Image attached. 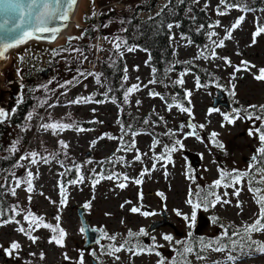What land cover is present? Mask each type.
Listing matches in <instances>:
<instances>
[{"label": "rangeland", "instance_id": "1", "mask_svg": "<svg viewBox=\"0 0 264 264\" xmlns=\"http://www.w3.org/2000/svg\"><path fill=\"white\" fill-rule=\"evenodd\" d=\"M152 1L82 0L76 14L77 24L82 28L72 29V39L53 46L28 43L9 52L7 65L0 72V109L9 115L0 121L5 123L15 106L28 99L33 105L24 123L19 127H8L1 140L4 154L0 158L9 157L15 161L10 172L0 171V211L5 212L2 219L14 218L27 227L23 216L31 212L36 217H43L45 223L54 227L59 225L66 235L64 246L60 247L48 242L54 235L58 238V233L50 229L41 227L33 231L31 234L38 237L33 243L15 230L19 225L0 226L3 248H8L13 241L21 245L13 257L6 256L0 248V264H79L81 254L83 264H91L90 258L97 264H158L160 259H164L165 264H172L174 260L184 264L178 253L189 246L193 249L187 254L190 264H225L229 252L204 250V245L220 239L225 228L229 230L230 239L225 238L222 243L230 245L231 240H241L233 235V231L257 219L259 206L256 194L249 191V181H260L262 173L259 169H264V164L259 167L257 161L251 175H245L243 182L236 185L240 189L238 197L233 195V187H224L223 184L216 187L214 182L221 178V171L248 172L252 162L246 161L252 160L260 147L256 129L264 131V120H257L255 116L264 115L260 111L264 106V81H258L254 76L264 68V33L255 37V43L253 34L264 26V10L241 11L227 8L220 0H197L196 7L205 11L214 22L207 32L205 46L198 49L181 38L175 27L170 28L172 63L186 70L163 73L164 80L159 81L160 77L156 78L148 66L147 53L136 48L129 51L123 37L131 17L142 22L151 20L160 15L171 0H159L151 5ZM218 9L227 14L219 15ZM240 16H244V20L232 30V38L225 40V47H215L214 42L223 39ZM92 22L96 36L83 50L78 40L82 30ZM225 57L231 65L225 63ZM58 59L62 63L60 69L52 70L47 79L35 75V66H39L37 70L51 69L53 66H49ZM117 59L124 64L117 90L121 93V100L111 97V85L102 74V68L112 66ZM241 61H248L255 67L250 71L236 72L235 66H240ZM187 69L198 73H186ZM201 75L211 77L212 82L201 87ZM179 79L183 84L175 83ZM133 85H138V90L128 93ZM174 90L180 91L181 98ZM217 90L224 94L230 114L223 108L210 112ZM153 92L160 93V96H153ZM78 98L90 99L87 103H70ZM169 104L173 105L171 110ZM176 104L190 107L191 116L180 112ZM237 112L239 118L234 124L224 119V115L235 116ZM247 114L253 118L246 119ZM131 117L145 126L137 127L134 133L126 131L133 126ZM51 122L71 127L56 132L41 127L43 123ZM189 124L204 127L195 129L196 136H187L192 131ZM145 129L146 132H142ZM250 130L252 135H249ZM213 132L218 133L216 139L223 148L211 143ZM177 140L183 143V148L176 144ZM60 141L67 147H63ZM155 141L159 143L153 147ZM133 142L135 147L129 151L127 146ZM166 146H175L177 150L171 152L170 161H157L158 156L167 155ZM32 152L38 153L36 164L22 159ZM137 152L142 157L140 161L134 159ZM185 152L200 157L198 172L190 168ZM154 163L155 170H152ZM145 168L149 172L143 175V182L135 184L133 181L141 178ZM29 171L31 178L28 177ZM71 174L74 183L63 188V180ZM109 175H113V179H107ZM117 175H127L129 179L124 181ZM28 179H31L32 192L27 191ZM97 180L99 182L94 183ZM120 183L127 186L121 189L118 187ZM253 186L261 188L260 195H264V184L255 183ZM197 191L208 200L219 195L231 201L198 211L197 219L202 217L208 221V225L200 229L196 227L197 219L190 227L183 215H177V212L190 214L187 200L190 192ZM238 202L240 207L236 206ZM86 204L90 207L86 208ZM133 207L140 208V212L132 213ZM14 208L21 215H15ZM78 208L85 210V220L102 234L100 243L86 251L82 250L84 237L76 212ZM146 211L153 214L143 216ZM164 221L166 226L148 233L152 223ZM141 229L148 235L129 237V231L139 233ZM164 235H171L172 241H165ZM251 241L264 244V231L252 233L250 240H241L242 248L237 247L230 253L235 257L234 264H264V252L256 250L254 245L249 247ZM120 245L134 251L157 247L151 254L144 251L134 255L127 250L108 254L112 247ZM155 252L161 255L157 256ZM65 254L69 259H65ZM197 255L206 259H197Z\"/></svg>", "mask_w": 264, "mask_h": 264}, {"label": "snow or ice", "instance_id": "2", "mask_svg": "<svg viewBox=\"0 0 264 264\" xmlns=\"http://www.w3.org/2000/svg\"><path fill=\"white\" fill-rule=\"evenodd\" d=\"M221 3L226 4L228 7H237V5L228 4L227 0H220ZM77 4V0H0V16L3 17V23L0 24V27H6V35L11 37L12 42L10 43H3L0 44V59L5 58V53L13 47L18 46L21 43H26L28 40L31 39H41L42 33H51L52 39H55L56 34L59 33L60 28L59 27H49L48 25L54 21H62L67 22L70 19V13L73 11L74 6ZM219 15H225L226 12L217 10ZM244 20V16H240L236 24L232 26V29H229L226 31L225 36L223 39L219 40L218 42H214L215 47L217 48H223L225 47V40H230L232 38V30L239 27V24ZM66 26V25H65ZM217 26H219V22H217ZM261 33H264V26H261L257 29V31L253 34V43H255V37L259 36ZM212 35H216V33H212ZM71 39V38H70ZM116 47L119 48V44H116ZM129 51H132L133 49L129 48ZM215 57V53H213V58ZM22 59V58H21ZM225 60V63L228 65H231V61L225 57L223 58ZM255 65H251L248 61H241L240 66H235V71L240 72L241 70L244 71H250L251 68H254ZM254 78L258 81H264V68H260L258 70V74L254 76ZM176 84H183V80L179 79L175 82ZM134 90H138V85H133L132 88L128 89V93H131ZM153 96H160V93H151ZM187 96H191V93L188 92ZM161 99H164L163 96L160 97ZM90 98H78L77 100L71 101L70 103L79 104L81 102L87 103L89 102ZM127 99V96L125 97ZM191 102L189 101V104ZM55 105H49V107H54ZM173 107L172 104L168 105V109L171 110ZM175 107L179 109L182 113H188L189 116H191V108L190 107H184L182 104H176ZM254 108L255 106H250ZM211 111H218V110H210ZM261 113H264V106L260 109ZM9 113L5 112L4 110L0 109V120L5 119ZM239 118V113L237 112L235 116H229L224 115V119L229 124H234L235 120ZM246 119H252L253 116L251 114H247L245 116ZM29 119H31V115L29 116ZM162 119V118H161ZM255 119L257 120H264V115H256ZM41 127L45 130H50L52 132H56L58 130H65L71 127L69 124H63L60 122H51V123H43ZM184 127L183 125L181 126ZM189 128L192 129L191 132L187 133V136H196L197 133L195 129L197 127L203 128L204 125H195V124H189ZM80 131H83V129H78ZM256 132L259 133L258 139L260 142V147H258L256 153L252 157V165L250 166V170L245 173H241L238 170H234V173H225L221 171V178L217 179L214 182V185L216 187H219L223 184L224 187H233L235 191L233 192L234 196L240 195V189L236 188L237 184H241L243 182V178L245 175H251V171L255 170V166L257 164V161H259L260 164H264V131L261 129H256ZM252 131H249V135H252ZM218 136V133L213 132L211 133V143L219 148H223V145L219 143V141L216 139ZM112 138V137H110ZM199 139V137L197 136ZM63 147H67L66 144H64L63 141L59 142ZM159 141H155L153 147H155V144H158ZM176 144L179 145L180 148H183V143L179 140L176 141ZM128 150L131 151L135 144L134 142L129 144ZM177 148L175 146L169 148L165 147V153L167 155H160L156 159L159 160H171V152L176 151ZM38 153L32 152L29 156L22 157V159H28L32 164L38 163L37 160ZM44 162H48L47 158H43ZM136 161H140L142 159L139 152H137V155L134 158ZM123 162V160H121ZM155 163L153 164L152 170H155ZM259 171L262 173L260 181H249V191L256 194V202L259 206V215L257 219H255L252 224L250 225H242L240 229L234 230L233 235L238 236L241 238V240H250L251 234L254 232H261L264 231V195H260L262 189L254 187L253 185L255 183L264 184V169H259ZM149 170L145 168L141 173L140 179H135L133 182L137 185L141 184L143 182L142 177L144 174H147ZM28 177H32V173L28 172ZM117 178H122L124 181H127L129 177L127 175H124L123 177H120L117 175ZM227 178V179H226ZM83 178L81 177V180ZM107 179H113V175H109ZM99 181H94V183H98ZM28 187L27 191L32 192L33 187L31 183V179H28L26 181ZM74 183V182H73ZM19 184V182H18ZM127 185L126 183H120L118 184V187L123 189ZM12 194L15 195V189L12 190ZM63 194V189H62ZM159 195L163 196L162 193ZM227 196V193L224 194ZM142 198V193H141ZM31 200V197H29V201ZM217 203H231L229 200L222 199L221 196L216 195L214 200H208L205 196L200 195V191H197L195 193L190 192L189 199L187 200V204L190 206V214H181L177 212V215H183V219L189 223V226L195 224L197 219V212L201 209L207 210L209 205L212 207H215ZM237 207H240L239 202L236 205ZM85 207H90V205L86 204ZM123 207V205H122ZM13 212L15 215H21L19 211L16 210V208L13 209ZM132 213H138L140 212V208L133 207L131 208ZM153 213L149 212H143V216H149ZM5 216V212L0 211V226H5L8 223H15L19 225L15 230L24 234L28 237L29 240H31L33 243H35L38 239V237L32 235L31 233L33 231H36L39 228H46L50 229L53 233H58L57 236H52L49 239V243H55L56 245L63 247L64 246V237L66 233L62 228L57 226H53L51 224L45 223L43 221V217H36L31 212H28L26 215L23 216L24 221L27 222V227L20 224L19 220H15L14 218L9 219H2V217ZM57 220H59V216L56 217ZM81 232L85 231L84 228L80 229ZM228 229L225 228L224 232L222 234V237L220 239H217L215 241H210L207 244L204 245V250H211L214 252H229V255L227 256V260L225 264H228V262H231V264H234L235 257H233L230 253L232 251H235L237 247H241V240H231L230 245L222 243L223 239L228 238ZM129 237H136L138 235H148V233L141 229L139 233H133L129 231L128 233ZM110 239H115V237H110ZM163 239L165 241H172L171 235H164ZM153 240L155 238L153 237ZM128 242L126 241L125 244ZM256 246V250L264 252V244H260L258 241H251L249 247ZM21 245L19 242L13 241L9 245L8 248H3L2 245H0V248H3V252L8 257H13L14 254H18V250L20 249ZM155 247L144 249L140 248L139 250L134 251L132 248H125V245L120 246H114L111 248V250L108 252L109 255H114L115 253H118L122 250H127L129 252H133L134 255L142 254L144 251H147L149 254L155 251ZM159 247H162L160 245ZM193 249L192 247H185L183 248V251L178 253V255L181 257V260H183L184 264H190V262L187 260V254L192 253ZM157 256H160L161 254L159 252H155ZM32 255H35V253H32ZM92 255H95V253H92ZM83 254H81V259L79 261V264H83ZM41 259L44 258L43 254H41ZM65 259H69L67 255L65 254ZM116 259H119L117 256ZM197 259L204 260L206 259L203 255H197ZM158 264H165L164 259H160L158 261ZM172 264H180L179 261L174 260ZM215 264H220V262H215Z\"/></svg>", "mask_w": 264, "mask_h": 264}, {"label": "trees", "instance_id": "3", "mask_svg": "<svg viewBox=\"0 0 264 264\" xmlns=\"http://www.w3.org/2000/svg\"><path fill=\"white\" fill-rule=\"evenodd\" d=\"M159 0H153L151 5ZM228 4L237 5V7L227 8H237L241 11H259L264 10V0H227ZM197 0H171L170 3L165 7L160 15L157 17L142 22L131 17L123 33V37L126 41V47L136 48L142 52L147 53L149 57L148 66L154 71V76L156 78L160 77L158 80L163 81V73H182L183 70L180 67H176L172 63V49L170 46V28L175 27L179 36L183 39L188 40L191 44L196 46L198 49H203L206 43V35L208 30L214 25V22L210 16L203 10L196 7ZM135 12V14H137ZM103 23V17L101 19ZM94 23H90L87 27L82 30V35L78 40L79 47L83 50L87 49L88 44L93 42L96 31ZM56 65L54 70H59L62 65L59 59L52 63L49 67ZM187 72H195L193 69H187ZM124 64L121 59H117L112 66H104L102 68L103 76L108 80L111 85L110 95L118 100H121V93L118 92L120 87V82L123 76ZM198 73V72H195ZM199 78L200 86L204 87L212 82V78L207 75ZM207 85V86H208ZM28 86L26 85V88ZM177 97L181 98V93L178 90H174ZM183 99V95H182ZM33 103L28 99L25 103L18 104L10 113L9 118L5 123L0 121V156L4 154L3 147L1 146V140L6 133L8 127H19L21 126L27 115L29 114ZM128 116V115H126ZM133 124L132 128L126 130L128 132H135L137 127L142 128V125L138 119L131 117ZM123 126V122L121 123ZM142 126V127H141ZM124 128V126H123ZM145 131L142 132H146ZM139 131V130H138ZM141 132V131H139ZM159 138V137H156ZM160 139V138H159ZM5 158V157H4ZM14 160L11 158H0V171L10 172L14 166ZM258 166L261 167L262 164L258 161ZM73 175L71 174L67 179L63 180V188L70 185L73 182ZM6 181V180H4ZM9 179L6 181L8 184ZM7 189V188H6ZM5 189V190H6ZM1 199V196H0Z\"/></svg>", "mask_w": 264, "mask_h": 264}, {"label": "water", "instance_id": "4", "mask_svg": "<svg viewBox=\"0 0 264 264\" xmlns=\"http://www.w3.org/2000/svg\"><path fill=\"white\" fill-rule=\"evenodd\" d=\"M80 3H81V0H77V4L74 6L73 11L69 14L70 19L67 22L54 21L48 25L49 27H59L60 28V31H59V33L56 34L55 39L51 38V36H52L51 33L39 34L42 37L41 39H31V40H28L26 43H21L16 47L10 48L5 53V58L0 59V63L7 60V53L8 52H11V51L19 48L20 46H24L28 43H37V44H42V45H46V46L55 45V42L59 41L60 34L63 31H70L71 22L75 18L76 13L79 10ZM2 23H3V17L0 16V24H2ZM10 42H12V39H11V37L6 35V27H0V44L10 43ZM55 68H56V65H54L51 69L46 68L43 70H36L35 75L37 77L42 78V79H47L48 76L51 74L52 70H54ZM216 93H217L216 97L212 99L211 109L217 110L218 108H223L228 112V114H230L231 111L228 108V103L226 101V98L224 97V94L219 90H217ZM184 157L188 161L190 168L193 169L195 172H198L200 169V166H201L200 157L198 155H195V154L190 153V152H185ZM246 162L251 163L252 160H248ZM76 212H77V216H78L81 228L85 229V231L82 232L83 237H84V243L82 246V250L83 251L90 250L100 243V241L102 239V234L99 230L92 228L89 225L88 221L85 220V218H84L85 210L83 208H78L76 210ZM146 212H148V211H146ZM162 218H163V220H165L166 216L163 215ZM206 225H208L207 220L203 219L202 217H199L197 219V223H196L197 228L200 229L202 227H205ZM163 226H166V221H164L162 223H152L148 228V233L150 234V233L156 231L158 228L163 227ZM175 234L178 235L177 233H175ZM90 263L91 264H97L93 258H90Z\"/></svg>", "mask_w": 264, "mask_h": 264}, {"label": "bare ground", "instance_id": "5", "mask_svg": "<svg viewBox=\"0 0 264 264\" xmlns=\"http://www.w3.org/2000/svg\"><path fill=\"white\" fill-rule=\"evenodd\" d=\"M82 1V0H81ZM80 5H81V3H80ZM79 8H80V6H79ZM77 12H79V11H77ZM77 14V13H76ZM77 16V15H76ZM76 16H75V18L72 20V22H71V25H70V31H63L61 34H60V38H59V41L58 42H55V45L56 44H58L60 41H62L65 37H66V35L69 33V32H71L72 31V28L75 26V23L77 24V20H76ZM8 59H9V52L7 53V60H5V61H3V62H1L0 63V72H3V70H4V68H5V66L7 65V61H8Z\"/></svg>", "mask_w": 264, "mask_h": 264}, {"label": "built area", "instance_id": "6", "mask_svg": "<svg viewBox=\"0 0 264 264\" xmlns=\"http://www.w3.org/2000/svg\"><path fill=\"white\" fill-rule=\"evenodd\" d=\"M75 28L80 29L76 23H75L74 28H72V29H75ZM70 35H71V32H69L62 41H68V40H70V38H71Z\"/></svg>", "mask_w": 264, "mask_h": 264}]
</instances>
